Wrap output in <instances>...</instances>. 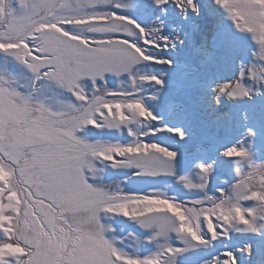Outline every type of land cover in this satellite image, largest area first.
<instances>
[{"label": "snow or ice", "instance_id": "6c2138e0", "mask_svg": "<svg viewBox=\"0 0 264 264\" xmlns=\"http://www.w3.org/2000/svg\"><path fill=\"white\" fill-rule=\"evenodd\" d=\"M0 264H264V0H0Z\"/></svg>", "mask_w": 264, "mask_h": 264}, {"label": "rangeland", "instance_id": "374dc122", "mask_svg": "<svg viewBox=\"0 0 264 264\" xmlns=\"http://www.w3.org/2000/svg\"><path fill=\"white\" fill-rule=\"evenodd\" d=\"M111 171L113 172L114 175H116V177H117L118 179H122V178H123V177L119 174L118 170H111ZM132 186H133V187L138 186L137 182L133 181V182H132Z\"/></svg>", "mask_w": 264, "mask_h": 264}]
</instances>
